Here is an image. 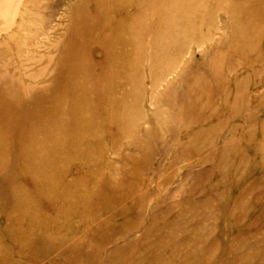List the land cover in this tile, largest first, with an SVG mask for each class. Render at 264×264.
Segmentation results:
<instances>
[{"label":"rangeland","instance_id":"rangeland-1","mask_svg":"<svg viewBox=\"0 0 264 264\" xmlns=\"http://www.w3.org/2000/svg\"><path fill=\"white\" fill-rule=\"evenodd\" d=\"M35 2L0 40V264H264V0Z\"/></svg>","mask_w":264,"mask_h":264},{"label":"bare ground","instance_id":"bare-ground-1","mask_svg":"<svg viewBox=\"0 0 264 264\" xmlns=\"http://www.w3.org/2000/svg\"><path fill=\"white\" fill-rule=\"evenodd\" d=\"M35 0H0V40H5V39H10L11 41H19L20 39H21V37L25 40V39H27V37L30 35V32H29V30L30 29H28L29 28V26H31L32 24H33V22H31V19H32V17H33V14L32 13H30V11H29V9H32V8H34L35 6H33V5H35ZM2 10H3V12H2ZM83 10V9H82ZM101 12V11H100ZM100 12H98V14H100ZM89 13V12H88ZM84 13H82V15H83ZM93 14V13H92ZM84 16V15H83ZM86 16V15H85ZM84 16V17H85ZM94 16V15H93ZM97 16H99V15H97ZM97 16H96V20H97ZM100 17V16H99ZM99 17H98V20H100L99 19ZM37 18V17H36ZM88 18V17H87ZM81 19V18H80ZM68 20V19H67ZM70 20V19H69ZM82 20V19H81ZM89 20V19H88ZM93 21L95 20V19H92ZM96 20H95V22H96ZM34 21V20H33ZM42 22V21H41ZM89 22V21H88ZM83 23V22H82ZM81 23V24H82ZM97 23V22H96ZM102 23V22H101ZM83 24H85V21H84V23ZM89 24V23H88ZM88 24H86V26L88 25ZM90 24H91V21H90ZM89 24V25H90ZM95 24V23H94ZM103 24V23H102ZM93 26V25H92ZM91 26V27H92ZM31 27H33V26H31ZM75 27V26H74ZM73 27V28H74ZM84 27V26H83ZM94 27V26H93ZM101 27V26H100ZM86 28V27H85ZM89 27H87V29H88ZM82 29V28H81ZM84 29V28H83ZM87 29H86V31H87ZM92 29V28H91ZM71 33V32H70ZM84 33H86L85 31H84ZM87 34V33H86ZM83 36V35H82ZM96 36V35H95ZM38 40V39H37ZM80 40H82V39H80ZM84 40V39H83ZM83 40H82V42H83ZM98 40V39H97ZM3 42V41H2ZM6 42V41H5ZM79 42V41H78ZM81 42V41H80ZM88 42V41H87ZM76 43V42H75ZM74 43V44H75ZM71 44V43H70ZM81 44V43H80ZM44 45L46 46V47H48L47 45V42L46 43H44ZM72 45H73V43H72ZM75 45H77V44H75ZM85 45V44H84ZM79 47H80V45H79ZM83 47V46H82ZM51 48V47H50ZM89 48V47H88ZM34 54V53H33ZM51 51H49V57H48V61L50 60V57H51ZM65 56V55H64ZM36 57L38 58V56L36 55H33V57H32V59L31 60H33L34 61V63L36 62ZM66 57V56H65ZM86 57V56H85ZM40 58V57H39ZM39 58H38V60H39ZM87 58V57H86ZM88 59V58H87ZM59 60V59H58ZM74 60V59H73ZM83 60V59H82ZM89 63V62H88ZM87 64V63H86ZM84 66V65H83ZM85 70V69H84ZM83 72V71H82ZM85 72V71H84ZM28 79V78H27ZM50 81V78H48V80H47V82H49ZM58 81H60V79L58 80ZM59 83H61V81L59 82ZM77 83V82H76ZM24 81H22L21 82V86L20 87H23L24 85ZM64 84V83H63ZM66 84V83H65ZM58 86V85H57ZM61 86H62V84H61ZM82 86V85H81ZM55 88H59V87H55ZM5 90H7V89H5ZM65 90V89H64ZM60 91H62V90H60ZM60 91H58L59 92V94L61 93ZM67 92H68V90H67ZM57 93V92H56ZM64 93V92H63ZM63 93H61V94H63ZM64 95V94H63ZM66 95V94H65ZM62 96V95H61ZM5 97H8V96H5ZM62 97H64V96H62ZM66 98V97H65ZM55 100V99H54ZM57 100V99H56ZM55 100V101H56ZM30 101V100H29ZM55 101H53V102H55ZM65 102V101H64ZM59 103H60V101H59ZM30 106V105H29ZM69 106V105H68ZM62 107V106H61ZM46 108V107H45ZM52 108V107H51ZM51 108H50V110H51ZM64 108H65V106H64ZM37 109V108H36ZM44 110H46V109H44ZM53 110H55V106H54V109ZM47 111H49V110H47ZM11 112H13V111H11ZM38 112V111H37ZM36 112V113H37ZM45 112L46 111H44V114H45ZM51 113L53 112V111H50ZM39 113H40V111H39ZM43 113V112H42ZM13 114V113H12ZM28 114V113H27ZM43 114V115H44ZM15 115V114H14ZM34 115V114H33ZM2 116V115H1ZM9 116V115H8ZM22 116V115H21ZM49 116V115H48ZM52 116V115H51ZM18 117H19V115H18ZM17 117V118H18ZM11 118V114H10V117H9V119ZM16 118V117H15ZM21 118V117H20ZM43 118V117H42ZM41 119V118H40ZM45 119H47V118H45ZM11 121V120H10ZM42 122V121H41ZM4 123V122H3ZM7 123V122H6ZM6 123H4V124H6ZM12 123V122H11ZM19 123V122H18ZM51 123V122H50ZM9 124V123H8ZM37 124H39V122L37 123ZM10 127V126H9ZM49 128V127H48ZM51 129V128H50ZM53 129V128H52ZM1 130V129H0ZM1 134V133H0ZM51 134V133H50ZM3 135V137H4V135L5 134H2ZM1 135V136H2ZM47 135V134H46ZM41 137H42V135H41ZM45 137H47V136H45ZM2 138V137H1ZM2 140V139H1ZM12 141V140H11ZM3 142V141H2ZM5 142H6V140H5ZM9 143V142H8ZM12 143V142H11ZM3 144H4V142H3ZM6 144H7V142H6ZM1 147V146H0ZM6 147V146H5ZM4 147V148H5ZM2 148V147H1ZM3 148V149H4ZM8 148V147H7ZM8 150V149H7ZM6 150V151H7ZM1 155H3L2 154V152L0 153ZM10 161V160H9ZM13 162H14V160H13ZM2 163V162H1ZM0 163V164H1ZM28 163H29V161H28Z\"/></svg>","mask_w":264,"mask_h":264}]
</instances>
